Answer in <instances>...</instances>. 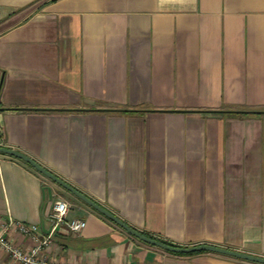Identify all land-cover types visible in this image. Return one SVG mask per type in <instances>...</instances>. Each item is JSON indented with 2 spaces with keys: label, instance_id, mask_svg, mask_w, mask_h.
<instances>
[{
  "label": "crops",
  "instance_id": "0c3cea01",
  "mask_svg": "<svg viewBox=\"0 0 264 264\" xmlns=\"http://www.w3.org/2000/svg\"><path fill=\"white\" fill-rule=\"evenodd\" d=\"M0 108V145L137 231L264 257V0H0ZM58 198L86 226L57 262L257 264L144 243L0 153V222L47 235Z\"/></svg>",
  "mask_w": 264,
  "mask_h": 264
},
{
  "label": "built area",
  "instance_id": "2783aa9c",
  "mask_svg": "<svg viewBox=\"0 0 264 264\" xmlns=\"http://www.w3.org/2000/svg\"><path fill=\"white\" fill-rule=\"evenodd\" d=\"M69 208V202L63 198L54 201L50 210L53 226L47 235H42L39 226L34 223L13 218L0 222V250L9 257L11 264H66L48 259L46 253L59 227H65L72 234L80 233L85 228L84 219L67 218ZM15 239L25 241L28 246L19 245Z\"/></svg>",
  "mask_w": 264,
  "mask_h": 264
},
{
  "label": "water",
  "instance_id": "95a60500",
  "mask_svg": "<svg viewBox=\"0 0 264 264\" xmlns=\"http://www.w3.org/2000/svg\"><path fill=\"white\" fill-rule=\"evenodd\" d=\"M0 153L5 154L11 157H14L16 159H19L28 165H30L32 168H34L36 171H38L43 176L47 177L57 185L61 186L62 188L66 189L70 193H72L75 197L80 199L82 202L87 204L89 207L97 211L102 216L109 219L111 222L116 224L118 227L126 231L131 236L143 241L144 243H147L149 245L158 247L160 249H163L165 251L175 253V254H188V253H195V252H206V253H212L217 254L221 256L236 258L244 261H249L257 264H264V257L250 255L247 253H243L240 251L232 250L225 247H220L216 245L211 244H198V245H192V246H171L168 244H165L159 240L150 238L143 233L137 231L133 227H131L129 224L125 223L123 220H121L119 217H117L113 212L109 211L102 205L98 204L97 202L93 201L91 198L80 192L79 190L75 189L73 186L65 182L60 177L56 176L52 172H50L48 169L43 167L41 164H39L37 161L29 157L28 155L17 151L15 149H11L5 146L0 145Z\"/></svg>",
  "mask_w": 264,
  "mask_h": 264
},
{
  "label": "trees",
  "instance_id": "16d2710c",
  "mask_svg": "<svg viewBox=\"0 0 264 264\" xmlns=\"http://www.w3.org/2000/svg\"><path fill=\"white\" fill-rule=\"evenodd\" d=\"M0 110H10V109H1ZM11 110H18V111H31V112H66V111H81V110H44V109H11ZM90 111H104V112H108L106 110H90ZM115 112H121V113H127V112H133V111H126V110H112ZM227 114L231 115V116H236L238 114H252V112H244V111H240V110H228L226 111ZM27 166L31 169H33L30 165L27 164ZM102 216V215H101ZM105 220L110 221L109 219H107L106 217L102 216ZM142 233V232H141ZM144 235L159 240L165 244L171 245V246H178L170 241L167 240H163V239H157L151 235L145 234ZM200 253H205V252H195V253H188V254H178V255H196V254H200Z\"/></svg>",
  "mask_w": 264,
  "mask_h": 264
}]
</instances>
